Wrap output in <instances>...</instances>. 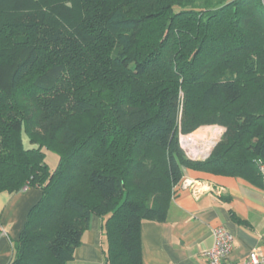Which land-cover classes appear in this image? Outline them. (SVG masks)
Returning <instances> with one entry per match:
<instances>
[{
	"label": "trees",
	"instance_id": "1",
	"mask_svg": "<svg viewBox=\"0 0 264 264\" xmlns=\"http://www.w3.org/2000/svg\"><path fill=\"white\" fill-rule=\"evenodd\" d=\"M206 124L226 131L192 160ZM259 159L262 0H0V193L42 191L10 264H67L92 215L107 264H142L184 168L263 187Z\"/></svg>",
	"mask_w": 264,
	"mask_h": 264
},
{
	"label": "crops",
	"instance_id": "2",
	"mask_svg": "<svg viewBox=\"0 0 264 264\" xmlns=\"http://www.w3.org/2000/svg\"><path fill=\"white\" fill-rule=\"evenodd\" d=\"M213 146L208 143L200 156L208 154ZM184 179L198 181L197 195L180 186ZM181 181L173 187L167 219L144 220L141 224L142 264H208L212 231L218 226L234 236L230 261L246 260L253 249L264 255V186L241 177L190 168H184ZM41 197L39 188L0 193V264L11 263L14 243L24 229L29 210ZM107 217L91 216L74 258L67 264H107Z\"/></svg>",
	"mask_w": 264,
	"mask_h": 264
},
{
	"label": "built area",
	"instance_id": "3",
	"mask_svg": "<svg viewBox=\"0 0 264 264\" xmlns=\"http://www.w3.org/2000/svg\"><path fill=\"white\" fill-rule=\"evenodd\" d=\"M264 5V0H262ZM182 134L180 135V143L182 148L185 150L187 156L192 160H204L209 156V153L204 156H195L194 152L190 148H184L183 143H186ZM192 157V158H191ZM259 171L264 175V162L258 160ZM199 183L198 181L191 179H184L180 182V186L184 188H190L195 195L199 193ZM213 244L211 248L207 251L208 264H264V255H262L259 249H253L246 260L242 262H233L229 260V255L234 247V236L222 226H218L213 229Z\"/></svg>",
	"mask_w": 264,
	"mask_h": 264
},
{
	"label": "rangeland",
	"instance_id": "4",
	"mask_svg": "<svg viewBox=\"0 0 264 264\" xmlns=\"http://www.w3.org/2000/svg\"><path fill=\"white\" fill-rule=\"evenodd\" d=\"M206 127H210V137H209V139H207V140H200V141H197V142H195V143H192L191 145H195V144H197V143H202V145H204V147L208 144V143H212V144H214V146H213V148H212V150L210 151L211 153H212V151H213V149L215 148V146L220 142V140L222 139V137H223V135H224V133H225V131H226V128L225 127H223V126H220V125H214V124H206V125H202V126H199L195 131H193L192 133H189V134H182L184 137L186 136V138H185V140H186V143H183V147L184 148H189V144H188V141L187 140H189V138L191 137V138H193L194 136V133L196 132V131H198V130H200L201 128H206ZM212 128H216L214 131H215V134H214V132H212ZM221 130H222V133H221V135H220V132H221ZM214 135L216 136L215 138V140L216 141H214V140H211V141H209V142H203V141H208V140H210L211 139V137L213 136L214 137ZM219 135H220V137H219ZM25 143H26V145H27V147H29L30 146V144H29V142H28V139L26 138L25 139ZM190 145V146H191ZM197 156V155H196ZM200 156V155H199ZM202 157V156H201ZM192 158V157H191ZM58 159H59V157L54 153V152H52V151H46V161H47V163L51 166V167H55L56 165H57V162H58Z\"/></svg>",
	"mask_w": 264,
	"mask_h": 264
},
{
	"label": "bare ground",
	"instance_id": "5",
	"mask_svg": "<svg viewBox=\"0 0 264 264\" xmlns=\"http://www.w3.org/2000/svg\"><path fill=\"white\" fill-rule=\"evenodd\" d=\"M221 133H222V130H221V132H220V135H221ZM220 135H219V137H220ZM213 139V136L211 137V139L210 140H208V141H203V142H209V141H211ZM190 148L192 149V151L194 152V154H195V156L197 155H200L202 152H204V150H206V148L204 147V145H202V143L200 142V143H197V144H195V145H191L190 146ZM207 155V154H206Z\"/></svg>",
	"mask_w": 264,
	"mask_h": 264
},
{
	"label": "water",
	"instance_id": "6",
	"mask_svg": "<svg viewBox=\"0 0 264 264\" xmlns=\"http://www.w3.org/2000/svg\"><path fill=\"white\" fill-rule=\"evenodd\" d=\"M211 154V152L209 153V155Z\"/></svg>",
	"mask_w": 264,
	"mask_h": 264
}]
</instances>
